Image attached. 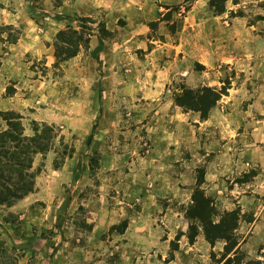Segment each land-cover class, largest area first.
Listing matches in <instances>:
<instances>
[{
  "label": "crops",
  "instance_id": "crops-1",
  "mask_svg": "<svg viewBox=\"0 0 264 264\" xmlns=\"http://www.w3.org/2000/svg\"><path fill=\"white\" fill-rule=\"evenodd\" d=\"M60 1L61 4L55 8L52 0H38L32 14L30 0H0V27L13 28L0 33V113L21 108L24 109L26 119L30 117L33 120L56 124L61 123V115H70L76 109H81L85 114H93L94 104L86 101L93 98L94 92L91 89L93 78L86 76L74 78L76 83L81 82V87L85 91L82 95L84 102L80 101L81 95H71L72 99L67 106L59 104L68 89L69 80L72 79L68 74H56L54 71L56 68L55 41L58 32L64 29L67 23L50 12H75L92 17L98 9H107L110 18L107 24L110 30H115L118 19H124L126 24L123 27V33L114 37L112 41L103 39L104 48L101 57L105 58L104 63H108V69L113 66L112 69L117 70L116 75H106L102 78L103 83L116 84L107 86L102 97L103 112L106 115L115 114L118 112L117 104L122 105L126 101L129 114L133 116V119L154 110L155 120L149 126H97L93 142L95 139L103 142L102 166L108 170L117 169L124 155L116 153L113 148L121 143L125 146L130 145L128 144L130 140L132 146L139 144L140 132L144 128L151 146L146 159L165 164L168 170L164 172L163 178L169 181L168 186H160L159 191L152 192V197L150 196L149 199L152 201L156 199V195H161L169 200L177 199L180 203L189 204L192 202V191L197 179L189 170L188 153L190 149L200 144L196 128L189 123V112L177 105L172 97L164 99L163 94L167 83L173 77L189 72L192 69V59L210 67L217 66L218 61L223 59L240 71L262 78L264 64L253 63L245 57L239 58L217 44L214 46L208 42L200 43V37L197 41L189 43L186 32L190 31V26L198 30V35L204 38L213 33L210 30H214L221 24L219 16L204 9L207 0H200L201 9L193 10L189 16L178 23V31L175 34L177 43H170L169 40L167 43L163 42L159 44L160 47L153 48L145 54L143 60L138 56L136 49L139 48V43L143 46L145 40H149L147 36L143 37V34L149 31L148 21L155 19L158 15L160 6L155 0ZM160 1L164 4L172 2V0ZM38 13L46 17L40 21L37 17ZM225 30L229 34L223 41L229 42V38L237 34V28L226 27ZM12 31H16L14 41L10 40ZM241 34L248 39L246 45L252 46L251 30H242ZM99 44V35L93 33L89 46L82 47L77 55L65 60L61 66H68L69 69L83 60L90 66L98 65L92 52ZM173 49H176L175 53ZM110 56L111 59H109ZM189 79L190 76L188 81ZM13 83L16 90L13 94H8L7 88ZM159 98L160 102H154ZM247 99L251 102L247 107L242 108ZM221 100L211 109L209 117L202 122L204 126H214L216 131L215 135L208 134V141L204 144V147H207L206 150L216 153L220 159L226 153V147L231 144L230 140L236 141L234 147L238 146L236 138H231L232 135L237 134L244 124L254 127L250 128L248 131L250 134L244 139H238L243 142L244 148L238 151L236 149V153L227 164L209 162L203 188L221 210L240 207L242 212L253 215V219L242 217L239 222L237 231L242 238L239 239L237 248L245 249L248 259L262 258L264 255L260 253V248L264 246V174L259 173L249 182L238 183L235 179L243 170L246 171L245 168L264 163L262 143L264 128H261L264 126V119H257L259 113L264 116V94H254L247 87L238 89L232 94V100L227 109L221 105ZM195 114L198 117V112ZM61 127H63L60 132L62 135L68 132L77 133L80 128L79 126ZM92 130L93 126H89L85 133L88 135ZM56 155L55 149L49 150L46 154L36 155L34 164L37 161H44L46 167V170L36 177V189L14 205L6 207L2 214L0 213V221L13 238L21 237L23 229L25 232L35 227V231L41 232L54 228L55 216L53 215V221L47 219L51 211L49 204L54 201V196L62 191L66 183L71 181L74 191L77 189L82 191L80 187L89 177L87 172L78 170L83 158L80 159L75 153L60 166H56L54 164ZM177 163L179 167L173 165ZM176 169L179 173L174 175ZM42 202L49 204L44 207ZM145 208L150 210L148 204ZM10 212L21 214L23 228L4 221V213ZM113 215L116 214L109 213L108 208L106 212H101L94 226V236L106 232L111 224L115 223V220H110ZM153 222L150 219H134L119 236L125 239L128 245L152 243L157 231ZM172 222L177 229L180 228L181 231L186 232L188 221L185 217L175 213ZM38 235L36 234L37 246H34L38 251H35L33 247L24 249L17 264H60L63 257L65 258L63 264H66L78 260L86 261L89 258V251L85 249V246L76 245L71 251L60 252L61 249H57L56 245L61 243L62 238L55 235L48 237ZM187 240L188 237L184 234L181 239L182 246ZM196 242L204 251L209 249L223 251L226 244L223 239H220L212 245L204 233L198 235Z\"/></svg>",
  "mask_w": 264,
  "mask_h": 264
},
{
  "label": "rangeland",
  "instance_id": "rangeland-1",
  "mask_svg": "<svg viewBox=\"0 0 264 264\" xmlns=\"http://www.w3.org/2000/svg\"><path fill=\"white\" fill-rule=\"evenodd\" d=\"M36 1L38 0H30L31 6H36ZM155 1L160 6L158 15L155 19L148 21L149 31L143 34V37L146 38L147 36L149 40H145L143 46L139 43V48L136 49L141 60L145 58V54L149 53L153 48L160 47L159 44L163 42L167 43L169 40L170 43H177L175 34L178 31V23L186 16H189L193 10L198 11L201 9L200 0H172L169 4H164L160 0ZM209 1L207 0V5L204 9L210 10L214 15L219 16L221 24L217 25L214 30H210L213 33H210L209 36H204V38L198 35V30H194L190 26V31L186 32V37L190 40L189 43L197 41L198 37H200V43L208 42L214 46L217 44L218 46H223L224 50L230 51V53L239 58L245 57L249 58L253 63L264 64V0H227L226 10L222 13H216L210 7ZM52 3L56 8L61 4V1L52 0ZM50 13L64 19L65 23L70 21L74 26L82 24L79 17L88 18L90 21H93L91 25L95 28L94 33L99 35L100 42L103 39L112 41L114 37L123 33V27L126 24L124 19H118L115 30H110L107 24L110 19L107 9H98L92 17L82 16L75 12L53 13L51 11ZM37 17L42 21L46 16L38 13ZM105 27L108 32L104 30ZM226 27L237 28V34L233 38H229V42L223 41L229 34L225 30ZM242 30H251L253 37L252 46L246 45L248 39L244 38V35L241 34ZM3 31L5 29L0 27V33ZM86 35L87 32L85 33ZM15 36L16 31H12L11 38H15ZM206 37H208L207 40H204ZM103 48L104 41L101 50L96 51L95 48L92 52L94 59H97L98 65L90 66V64H87L83 60L68 69V66H61L64 63V61H61L54 69L56 74L65 73L72 78L67 84L68 89L65 96L59 102V104L61 103L66 106L72 99L71 95H81L80 101H85L82 96L85 94V91L81 87V82L78 81L76 83L74 78L76 76L78 78L85 76L93 78L91 85V89L94 92L93 98H90L91 100L86 98L88 103H93L95 106L93 114H85L81 109H76L70 115H61V123L56 124L33 120L30 117L26 119L24 109H11L23 115L22 122L26 126V133L28 134L33 133L32 126L34 121L54 124L59 134L55 139L53 147L57 152L54 164L65 161L69 157L67 153H71V156L77 153L80 159L83 158L80 161L78 170L87 172L89 176L86 178L84 185L80 187L82 191L78 189L74 191L72 189L73 184L70 181L64 185V188L58 195L54 196L53 202L50 204L42 202L44 207H47L48 204L51 207L47 219L53 221V215L55 216L54 228L41 232L40 230L35 231V227L25 232L23 229V233L20 231L22 236L17 239L14 238L16 245L19 248H34V246H37L36 234H39L38 236L40 237L55 235L58 238H62L61 243L56 245L57 249H61L60 252L62 250L64 252L71 251L76 245L85 246V249L89 251V258L86 261L76 259L78 261L66 264H264V257L248 259L247 251L237 248L239 239L242 238L237 230V250L232 251L230 254L226 253L225 247L223 251H214V249L204 251L197 244L196 240L198 235L203 233V226L199 220L189 219L186 215L187 210L193 205L197 182L192 191V202L189 204L180 203L177 199L169 200L161 195H156V199L152 201L149 199L150 196L152 197V192L159 191L160 186H168L169 181L163 178L164 172L168 170L165 164H158L146 159V156L150 153L151 146L144 128L140 132L139 144L132 146V141L130 140L128 142L130 145L125 146L124 143H121V145L116 144L117 146L113 148L116 153L124 155L123 161L117 169L108 170L103 168L101 163L103 142H98L96 139L93 142V137L92 142L88 144L87 140L92 132L87 135L85 131L89 126H93V129L94 126H149L155 120L154 110L133 119V116L129 114L126 101L122 105L117 104L118 107L116 108L118 112L115 114L106 115L103 112L102 97L107 90V86H115L116 84H111L110 82L103 83L102 78L106 75L114 76L117 74V70L112 69L113 66L111 69H108V63H104L105 58L101 57ZM173 50L175 53L176 49ZM188 51L191 52V50ZM109 59H111V56ZM191 61L193 64L189 72L186 71L181 75H177L167 83L163 94L164 99L165 97H172L174 99L175 94L182 91L181 85H186L193 89L204 85L221 87L226 81L231 82V87L228 89V94L223 95V100H221V105L225 109H227L228 104L232 100V94L236 93L238 89L247 87L254 94H264V77L240 71L223 59L218 61L217 66L212 67L204 65L196 59H192ZM39 66L41 67L40 64ZM189 76L190 79L188 81ZM15 90L14 83L10 84L7 88V92H12V94ZM157 101L160 102L161 99L154 100V102ZM250 102V99H247L243 103L242 108L247 107ZM3 112L0 113V124L2 126L5 123ZM186 112L190 114L189 123L196 128L197 139L200 144V146H194L188 153L189 170L195 175L197 180L198 176L202 173L205 177L209 162L215 164L224 162V165L227 164L234 153H236V149L238 151L244 148L243 142H240L238 139H244L245 136L250 134L248 132L250 128L254 127H248L244 124L237 134L231 136L232 139L236 138L238 146L234 147L236 141L230 140L231 144L226 147V153L219 159L216 153L210 152L206 150L207 147H204V144L208 141V134H216L215 127L204 126L202 124L204 119L201 118L200 112L195 110H187ZM195 112H198V117ZM192 114L195 115L192 116ZM257 117V119H264V116L260 113ZM61 126H79L80 128L77 133L68 132L66 135H62L60 132L63 127ZM261 128H264V126H261ZM262 143L264 156V141ZM173 165L179 167V163ZM35 167L41 168L39 174L46 170L44 161H37ZM245 170L242 171L240 176L236 177L235 181L238 183L249 182L259 173L264 174V163L249 166ZM177 173H179L178 169L173 174L177 175ZM146 204L149 205L150 210L145 208ZM107 208L109 213L116 214L110 219L112 221L115 220V223H112L106 232L94 236L93 230L96 221L100 217L101 212H106ZM5 210L6 207H3L0 209V213L2 214ZM216 211L217 214L213 215V218L219 220L220 214L224 210L216 206ZM175 213L187 219L188 228L186 232L181 231L180 228L177 229V226L173 225L172 218L175 216ZM4 214V217L7 216L6 218L13 219L9 213ZM13 214L15 219L14 225L18 228H23L21 214ZM241 217L247 219L254 218L251 213L242 212V210ZM134 219H150L154 221V227L157 231L156 238H154L152 243L135 244L134 246L128 245L127 241L119 236L120 233H124L129 222ZM125 221L127 222V226L124 225ZM190 225L196 226L200 231L194 242H191L189 239ZM184 234H186L188 240L182 246L181 239ZM3 237L9 240L6 233L3 234ZM63 240L64 243H62ZM34 250L38 251L35 248ZM260 253L264 255V246L260 248ZM64 259V257L61 259L62 262L60 264H63Z\"/></svg>",
  "mask_w": 264,
  "mask_h": 264
},
{
  "label": "trees",
  "instance_id": "trees-1",
  "mask_svg": "<svg viewBox=\"0 0 264 264\" xmlns=\"http://www.w3.org/2000/svg\"><path fill=\"white\" fill-rule=\"evenodd\" d=\"M227 0H210L209 5L216 13L226 10ZM35 8L30 6V13H34ZM70 17V16H67ZM82 24L74 26L70 21L66 28L61 29L55 41V66L61 61L68 60L77 55L82 47H88L90 37L95 28L86 17H79ZM89 23V24H88ZM5 30L13 29L11 26H3ZM104 30L108 32L105 27ZM87 35L85 36V33ZM14 41L15 38H10ZM103 41L97 46L96 51L101 50ZM231 82L226 81L221 87L204 85L197 89L181 85V92L174 96V101L184 110H195L200 112L202 119L209 117L210 111L228 94ZM12 94V92H7ZM23 115L15 110L3 112L4 125L0 124V209L10 207L36 189V177L41 168L35 167V157L37 154H45L53 149L55 139L58 137V130L54 124L33 122L32 134L26 133V126L22 122ZM88 137L90 144L95 135V128ZM66 154V152H65ZM71 156V153H67ZM61 163L56 162V166ZM205 181L204 174H200L195 187L193 205L187 210L189 219L199 220L203 226V233L206 239L215 244L223 239L226 241L225 251L230 254L237 250L238 244L236 230L241 220V209L237 207L232 210H224L220 214V219L215 220L216 206L214 200L208 196L202 187ZM11 218L4 217L5 222L14 223V214L9 213ZM127 226V222H124ZM6 233L9 240L3 237ZM200 233L198 228L190 225L189 239L196 240ZM11 242V244H9ZM25 248H19L14 242V238L8 232L3 222H0V264H17Z\"/></svg>",
  "mask_w": 264,
  "mask_h": 264
}]
</instances>
